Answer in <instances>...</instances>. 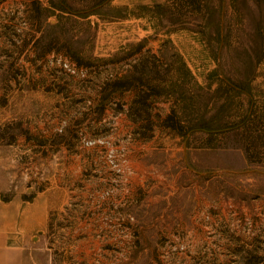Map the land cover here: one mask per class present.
I'll return each instance as SVG.
<instances>
[{"label":"rangeland","instance_id":"obj_1","mask_svg":"<svg viewBox=\"0 0 264 264\" xmlns=\"http://www.w3.org/2000/svg\"><path fill=\"white\" fill-rule=\"evenodd\" d=\"M91 11L0 0V199L49 196L25 264H264V0Z\"/></svg>","mask_w":264,"mask_h":264},{"label":"crops","instance_id":"obj_2","mask_svg":"<svg viewBox=\"0 0 264 264\" xmlns=\"http://www.w3.org/2000/svg\"><path fill=\"white\" fill-rule=\"evenodd\" d=\"M8 185H0V192ZM49 196L47 189L32 200L18 194L0 199V264H25L28 243L34 234L48 226Z\"/></svg>","mask_w":264,"mask_h":264},{"label":"trees","instance_id":"obj_3","mask_svg":"<svg viewBox=\"0 0 264 264\" xmlns=\"http://www.w3.org/2000/svg\"><path fill=\"white\" fill-rule=\"evenodd\" d=\"M106 1L107 0H96L91 5H86L85 8H87V9H85V10H76V9L72 8L71 5L69 3H67L66 0H56V1H54V0H48L50 6L53 7L54 9L59 10L61 12L78 15V16L79 15H87V13L92 12L91 10H92V8L95 7L96 4H99V5L100 4H104L105 5L106 4ZM165 6H166V8L168 7L166 4L165 5L164 4H162V5L156 4L154 6V8L165 7ZM169 11H172L171 8H169ZM135 78L138 79V80H140V77L139 76L138 77H135ZM122 79H123V77H121L119 79V81H121ZM150 87H152V86H150ZM152 88H154V87H152ZM141 92L142 91H139L138 96L139 95L140 96L141 95L143 96V94L145 93V91H143V93H141ZM171 119H172L171 118V115L167 116L166 121H165V126L171 128L173 130L180 131L182 129L181 123L178 122V121H175V123H174V121H171ZM194 128H204V129H206V132L209 135H213V134H216L217 133L216 131H212V127H208V126L205 127V125H203V124H201V125L198 124L197 125V123H195V124L191 125L190 129H194ZM24 198L27 199V200H30L32 198V196L24 197Z\"/></svg>","mask_w":264,"mask_h":264},{"label":"built area","instance_id":"obj_4","mask_svg":"<svg viewBox=\"0 0 264 264\" xmlns=\"http://www.w3.org/2000/svg\"><path fill=\"white\" fill-rule=\"evenodd\" d=\"M65 66H67V64H65Z\"/></svg>","mask_w":264,"mask_h":264}]
</instances>
